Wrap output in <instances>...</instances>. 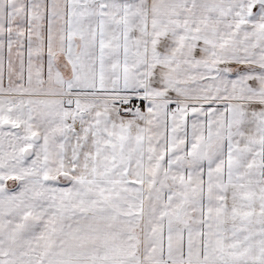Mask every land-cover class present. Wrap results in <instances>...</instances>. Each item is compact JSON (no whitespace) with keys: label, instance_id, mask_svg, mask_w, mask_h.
Masks as SVG:
<instances>
[{"label":"snow or ice","instance_id":"obj_1","mask_svg":"<svg viewBox=\"0 0 264 264\" xmlns=\"http://www.w3.org/2000/svg\"><path fill=\"white\" fill-rule=\"evenodd\" d=\"M0 264H264V0H0Z\"/></svg>","mask_w":264,"mask_h":264}]
</instances>
